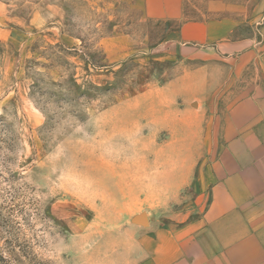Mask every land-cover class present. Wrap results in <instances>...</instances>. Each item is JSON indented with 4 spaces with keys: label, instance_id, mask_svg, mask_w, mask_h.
Listing matches in <instances>:
<instances>
[{
    "label": "rangeland",
    "instance_id": "1",
    "mask_svg": "<svg viewBox=\"0 0 264 264\" xmlns=\"http://www.w3.org/2000/svg\"><path fill=\"white\" fill-rule=\"evenodd\" d=\"M170 50L125 0H0V264H138V217L195 215L218 102Z\"/></svg>",
    "mask_w": 264,
    "mask_h": 264
},
{
    "label": "crops",
    "instance_id": "2",
    "mask_svg": "<svg viewBox=\"0 0 264 264\" xmlns=\"http://www.w3.org/2000/svg\"><path fill=\"white\" fill-rule=\"evenodd\" d=\"M125 1L158 24L167 54L208 72L221 143L201 207L158 226L147 218L138 264H264V0Z\"/></svg>",
    "mask_w": 264,
    "mask_h": 264
},
{
    "label": "water",
    "instance_id": "3",
    "mask_svg": "<svg viewBox=\"0 0 264 264\" xmlns=\"http://www.w3.org/2000/svg\"><path fill=\"white\" fill-rule=\"evenodd\" d=\"M144 219H145V216H144V215H141L140 217H138L137 222H138L140 225L146 226L147 223H146V221H144Z\"/></svg>",
    "mask_w": 264,
    "mask_h": 264
},
{
    "label": "bare ground",
    "instance_id": "4",
    "mask_svg": "<svg viewBox=\"0 0 264 264\" xmlns=\"http://www.w3.org/2000/svg\"><path fill=\"white\" fill-rule=\"evenodd\" d=\"M144 221H145V219H144Z\"/></svg>",
    "mask_w": 264,
    "mask_h": 264
}]
</instances>
